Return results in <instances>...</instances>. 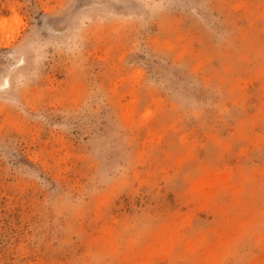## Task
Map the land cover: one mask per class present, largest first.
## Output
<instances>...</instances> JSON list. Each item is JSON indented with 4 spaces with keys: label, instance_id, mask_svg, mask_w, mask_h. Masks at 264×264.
I'll return each instance as SVG.
<instances>
[{
    "label": "rangeland",
    "instance_id": "obj_1",
    "mask_svg": "<svg viewBox=\"0 0 264 264\" xmlns=\"http://www.w3.org/2000/svg\"><path fill=\"white\" fill-rule=\"evenodd\" d=\"M0 264H264V0H0Z\"/></svg>",
    "mask_w": 264,
    "mask_h": 264
}]
</instances>
